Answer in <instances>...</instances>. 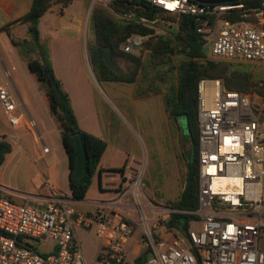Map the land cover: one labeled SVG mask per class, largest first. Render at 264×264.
<instances>
[{"label": "built area", "instance_id": "2783aa9c", "mask_svg": "<svg viewBox=\"0 0 264 264\" xmlns=\"http://www.w3.org/2000/svg\"><path fill=\"white\" fill-rule=\"evenodd\" d=\"M143 1L172 15L194 16L196 32L205 45L210 43V58L264 62V0L256 6L241 1ZM233 14L240 17L226 16ZM140 21L152 28L156 20ZM145 39L133 34L120 47L140 53ZM16 105L14 93L0 83V106L12 127L23 116L15 113ZM197 122V231L188 229V235L176 233L170 240L155 236L151 229L160 224L146 215L140 179L91 213L77 211L59 194L44 203H16L0 188V264H89L75 229L90 227L100 242L91 264H131L126 248L139 223L149 250L143 264H264V105L250 93L226 89L219 79L202 78ZM26 126L33 129L35 123L29 118ZM170 212L165 210V219ZM42 239L54 241L55 251L38 252L31 242Z\"/></svg>", "mask_w": 264, "mask_h": 264}, {"label": "trees", "instance_id": "16d2710c", "mask_svg": "<svg viewBox=\"0 0 264 264\" xmlns=\"http://www.w3.org/2000/svg\"><path fill=\"white\" fill-rule=\"evenodd\" d=\"M73 0H31L29 10L19 19L27 24V35L13 39L20 57L42 91L47 108L54 118L69 158L70 199L85 197L93 176L104 169L99 167L100 158L107 147L105 139L83 130L77 121L70 96L55 75L50 56L48 39L41 36L39 20L51 4L60 8ZM247 6H256L261 0H240ZM130 15V16H129ZM238 19L239 14L226 15ZM169 18L176 23L163 28L160 33L140 21ZM92 36L88 42L91 69L100 82L136 84L135 96L161 93L165 112L171 120L182 121L189 148L186 151L185 181L180 195L168 201L169 216L162 222L168 229L188 235L189 223L197 219L198 208V122L197 84L202 78L219 79L226 89L243 93L254 92L264 99V80L255 81L240 63L210 58L204 52L205 40L195 29L194 16L170 15L161 8L143 0H106L96 4L89 15ZM146 36L143 51L126 53L120 45L130 35ZM108 47L111 59L121 68L113 71L105 62L103 53ZM122 69L124 70L122 72ZM80 134L85 153L86 174L76 179V147L73 140ZM11 149L7 141H0V163ZM109 171L124 172V166ZM147 248L131 261L143 264L148 256Z\"/></svg>", "mask_w": 264, "mask_h": 264}, {"label": "crops", "instance_id": "0c3cea01", "mask_svg": "<svg viewBox=\"0 0 264 264\" xmlns=\"http://www.w3.org/2000/svg\"><path fill=\"white\" fill-rule=\"evenodd\" d=\"M30 4L31 0H0V83L16 96L15 113L23 114L19 125L12 127L0 106V141H7L11 146L0 163V188L3 194L16 203H44L52 195L59 194L68 198L77 211L91 213L99 206L105 207L108 200L115 198L119 191L124 190L120 181L131 175L139 160L115 147L118 161L115 164H109L107 161L112 149L106 138V130L112 123L108 121L107 115H102L92 105L91 98L95 90L89 77L91 66L84 46V59L81 53L82 17L86 2L73 0L62 8L58 4H51L39 20V30L41 36L48 39L55 75L70 96L79 126L107 142L99 161V167L104 171L93 176L82 200L70 199L71 167L59 128L47 108L37 81L29 72L13 42V39H22L27 35V24L20 22L19 19L29 10ZM71 7L73 10L71 9L70 14L78 24L75 27V35L70 37L63 33L68 25L61 22L60 18ZM50 12L55 16L51 17L52 19L48 16ZM50 19L53 26L57 27L56 30H59L53 36L49 32ZM87 92L91 94V98ZM256 100L258 101L257 98ZM29 118L35 123L33 129L26 126ZM45 147L47 151H44ZM122 166L124 172L108 170ZM93 189L95 191H91ZM161 236L166 240L172 238L169 233L164 232ZM139 237L140 233L136 229L127 243V257L130 262L144 247ZM36 243L37 251L38 246L44 247L45 250L41 253L54 252L56 249V243L52 240L42 239ZM99 245L100 242L97 240L94 259Z\"/></svg>", "mask_w": 264, "mask_h": 264}, {"label": "rangeland", "instance_id": "374dc122", "mask_svg": "<svg viewBox=\"0 0 264 264\" xmlns=\"http://www.w3.org/2000/svg\"><path fill=\"white\" fill-rule=\"evenodd\" d=\"M86 5L83 9L82 17V36L81 53L84 59L83 46L89 59L88 42L92 36L89 25V15L94 5L106 3L98 0H84ZM68 8L64 16L60 18L68 27L63 33L68 36L75 35V27L78 24ZM172 15V14H170ZM48 16L55 17L53 14ZM82 16V15H81ZM52 19V18H51ZM50 19L49 32L56 35L59 30L53 26ZM153 29L155 33H160L163 28H168L174 21L169 18H156ZM204 52L210 56L211 46L207 43L204 46ZM240 63L250 72L255 81L264 80V62H252L242 60H231ZM124 70L122 69V72ZM95 90V94L87 92L92 99V105L103 114L108 116V121L112 123L106 130V138L110 142L112 151L108 154L109 164H115V147L120 148L126 155L135 158L138 164L131 175L120 181L122 189L131 190L136 179H140L141 203L145 206L147 217H154L152 221L159 223L160 226L152 228V233L157 237H162L161 233H169L170 237L175 235L172 231L162 225L166 218L165 210L168 201L176 199L183 189L186 173V151L189 148V142L186 137L182 121L175 122L171 120L165 112L163 98L161 93H155L148 96H135L136 84L100 82L95 77L92 69L89 76ZM221 81V80H220ZM118 91V92H116ZM250 93V92H249ZM264 105V99L254 92L250 93ZM260 97V98H258ZM113 121V122H112ZM35 136H37L35 134ZM103 177V176H102ZM127 181V182H126ZM119 187V186H118ZM91 191H95L94 189ZM129 193V192H128ZM73 206V205H72ZM262 207L264 216V177L262 180ZM199 217L189 223V229L197 231L200 227ZM140 233V240L143 243V225L139 223L136 226ZM76 238L80 242L83 253L89 264L94 262V255L97 245V237L94 228L75 229ZM34 247L36 242H31ZM43 246H38V251L44 252ZM46 252V251H45ZM129 260V257H127ZM95 264H101L96 261Z\"/></svg>", "mask_w": 264, "mask_h": 264}, {"label": "water", "instance_id": "95a60500", "mask_svg": "<svg viewBox=\"0 0 264 264\" xmlns=\"http://www.w3.org/2000/svg\"><path fill=\"white\" fill-rule=\"evenodd\" d=\"M199 2H206V3H213V2H237L240 0H196ZM103 58L107 65L116 73L121 72V68L111 59V52L108 47L105 48L104 53H103ZM73 140L75 143L76 147V164L73 169V176L76 179H79L83 177L86 174V169H85V153L82 145V139L80 134H75L73 136ZM99 175V173H98Z\"/></svg>", "mask_w": 264, "mask_h": 264}]
</instances>
